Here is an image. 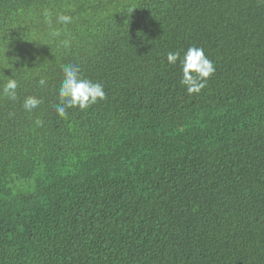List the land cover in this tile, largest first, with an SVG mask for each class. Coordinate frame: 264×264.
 <instances>
[{"label":"trees","instance_id":"obj_1","mask_svg":"<svg viewBox=\"0 0 264 264\" xmlns=\"http://www.w3.org/2000/svg\"><path fill=\"white\" fill-rule=\"evenodd\" d=\"M66 64L106 98L62 118ZM0 264H264V0H0Z\"/></svg>","mask_w":264,"mask_h":264},{"label":"clouds","instance_id":"obj_2","mask_svg":"<svg viewBox=\"0 0 264 264\" xmlns=\"http://www.w3.org/2000/svg\"><path fill=\"white\" fill-rule=\"evenodd\" d=\"M71 19L68 15L58 17L59 22L65 25L70 24ZM55 34L59 35L58 32ZM63 43L67 47L69 42L64 41ZM178 61L182 72L180 84L185 87L189 95L200 93L205 88L208 78L215 72L214 63L207 58L204 49L197 46L188 47L183 56H181L179 50L167 53L168 64L175 65ZM61 71L63 79L58 92L59 104L55 106V111L60 117L67 118V110L70 108L85 110L106 98L104 85L84 77L78 65H62ZM46 83L47 81L44 78L39 80L40 86H45ZM17 88L18 81L9 78L3 85L2 94L10 100H16ZM42 102L36 96H27L23 101V108L25 111L31 112L38 108ZM36 123L40 125L42 121L37 120Z\"/></svg>","mask_w":264,"mask_h":264}]
</instances>
